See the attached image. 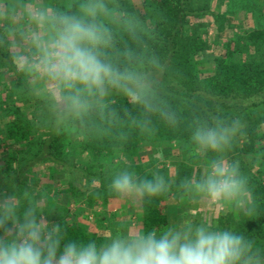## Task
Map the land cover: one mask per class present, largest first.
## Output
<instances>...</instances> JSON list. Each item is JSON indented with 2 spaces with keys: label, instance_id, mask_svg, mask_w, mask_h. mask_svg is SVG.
Returning <instances> with one entry per match:
<instances>
[{
  "label": "clouds",
  "instance_id": "obj_1",
  "mask_svg": "<svg viewBox=\"0 0 264 264\" xmlns=\"http://www.w3.org/2000/svg\"><path fill=\"white\" fill-rule=\"evenodd\" d=\"M113 27L133 39L147 32L119 0H76L74 10L45 0H0V50L9 51L14 67L46 101L58 128L103 111L112 91L143 109L144 128L153 115L177 126L175 112L155 102L156 87L148 72L109 58ZM140 63L158 72L166 67L155 55ZM243 135L240 117L213 114L192 122L188 142L206 164L204 171L175 185L182 198L221 212L228 209L237 219L258 215L249 177L238 160L228 157ZM9 187L0 189V264H264V244L233 228L192 218L160 231L117 229L103 242L70 240L61 224L47 221L46 212L55 209L46 191L14 183ZM108 187L118 199L143 200L170 193L174 182L159 170L141 176L123 167Z\"/></svg>",
  "mask_w": 264,
  "mask_h": 264
},
{
  "label": "trees",
  "instance_id": "obj_2",
  "mask_svg": "<svg viewBox=\"0 0 264 264\" xmlns=\"http://www.w3.org/2000/svg\"><path fill=\"white\" fill-rule=\"evenodd\" d=\"M231 13L238 7L251 3L254 11V0H226ZM210 4V0H209ZM208 0H150L141 8H130L147 29L141 39H133L120 28L113 27L114 45L108 50L109 58L121 65L136 66L149 73L156 87V103L166 110L174 111L178 124L168 126L158 116L151 117L148 128L142 126L146 114L143 109L129 101L122 93L112 91L110 97L105 98L106 108L103 111H93L83 122H74L64 129L58 128L45 100L37 97L31 90L29 81L21 78L14 67L11 71L20 78H15V85L23 88L26 96L9 90L0 92V189L11 190L9 185L14 183L19 188L42 185L48 196L55 193V183L50 180L41 182L34 176L35 167L44 171L46 166L53 169H78L84 174L95 178V185L88 191L79 190L74 184L68 185L62 193L68 194L69 201L76 205L85 201L87 207L107 206L114 199H118L109 190L111 177L123 167L134 170L138 175L150 174L140 158L141 145L178 144L188 142L189 129L196 118H207L213 114H220L228 118L240 117L244 124V135L239 137L229 159L238 160L241 170L249 177L252 194L259 205L255 218H230L221 212L219 223L213 226L233 228L247 237L264 244V62L258 57L253 60V54L240 47V41L245 46L262 47L264 44V20L253 16V26L240 28L244 35H234L233 41L224 47L225 55L213 56V71L204 76L199 72L198 64L208 58L206 50L210 49V39L207 37L209 23L198 34L186 32L184 29L187 19L194 15L204 16L210 5ZM76 0L64 10H74ZM227 11L218 12L217 20H225ZM230 12V11H229ZM211 16V13L209 14ZM256 21V22H255ZM148 33H151L149 36ZM213 45L216 43H212ZM204 52L206 55L197 58L196 54ZM159 56L166 65L163 72L150 70L140 61H146L152 56ZM252 55V56H251ZM132 61L129 64V61ZM20 95V96H18ZM30 112L35 106L41 111L37 114L41 120L47 122L42 132L36 150L30 147L36 129L29 117L15 101L19 99ZM222 109L223 111H219ZM73 128L79 135V153L86 154L98 162L100 158L118 156L115 168L104 177L91 174V167L77 166L67 158V133ZM182 154L179 172L175 176L173 190L177 197L180 193L175 185L184 177L193 176V165L189 163L193 156L190 145ZM259 153V158L251 154ZM245 157L250 158L245 160ZM42 184H39V183ZM170 193L148 199L138 200L140 210V229L160 231L170 223L167 212V200ZM83 200V201H82ZM135 207V205H134ZM50 213L46 212V216ZM95 221L103 225L107 217L95 213ZM54 224H61L70 240L103 242L105 236L90 230L84 222H80L67 215H60ZM106 225V224H105Z\"/></svg>",
  "mask_w": 264,
  "mask_h": 264
},
{
  "label": "rangeland",
  "instance_id": "obj_3",
  "mask_svg": "<svg viewBox=\"0 0 264 264\" xmlns=\"http://www.w3.org/2000/svg\"><path fill=\"white\" fill-rule=\"evenodd\" d=\"M74 0H45L55 7H68ZM150 0H119L120 4L129 11L130 8H141L144 5H147ZM254 4L258 11H254V7L251 3H248L244 6V9L238 10V7L231 13L232 10H229L228 3L226 0H208L210 8H208V13L204 16H199V14H194L190 16L184 26L186 32H193L198 34L203 31V28L209 23L207 37L210 39V49L205 52L208 55L209 59L203 60L198 64L199 72L206 76L213 71L214 62L212 60L213 56L225 55L227 51L224 47L228 42L233 41V36L241 35L244 33L241 30L242 26L244 28H249L253 26V19L251 16V11H254L253 16L255 18L261 19L260 23L264 20V0H254ZM227 11L225 13V20H217L218 12ZM230 11V12H229ZM211 13V16L209 15ZM256 22V21H255ZM241 28V29H240ZM216 43V44H212ZM241 49L249 51L253 54L252 59L258 60V57L261 61L264 62V44L261 48L258 46H253L252 44L245 46L243 41H240ZM206 55L204 52L200 54L197 53L196 57H202ZM2 68V67H0ZM11 74V73H10ZM6 70H0V92H5L6 90L15 91L16 94H22L26 96L23 88L15 85L16 79L13 78ZM21 74V73H19ZM149 74V73H148ZM15 76L16 73H14ZM12 77V78H10ZM18 78V77H17ZM29 83H31L29 81ZM112 93V92H111ZM37 97H40L39 93L35 92ZM20 96V95H18ZM108 95L107 97H110ZM106 97V98H107ZM22 98V97H21ZM22 103L19 99L15 102L21 105V108L25 114V117H29L32 123V126L36 129L35 135L31 140L30 147L32 150H36L37 144L41 138L42 132L46 129L47 122L41 120L37 115L41 110L39 106H35L33 112H30L28 107L25 106L24 99L22 98ZM70 130L68 131L66 139V151L67 158H69L74 165L82 167H91V174L95 176L104 177L115 168V165L118 163V156L113 158H100L101 166H98V162L93 161L91 157L86 154L79 153L78 142L79 135L75 133L73 128L69 126ZM264 124L262 125V128ZM264 142V141H263ZM187 145H190L189 142H181L178 144H160V145H141L140 148V158L143 164L150 171L159 170L167 177H170L172 181L175 180V176L179 172V165L181 162V157L184 149L188 148ZM196 156V154H193ZM251 157L259 158V153L251 154ZM251 161L250 158L245 157V160ZM189 163L193 165V176L205 170L206 160L204 157H190ZM0 165L1 161V152H0ZM114 167V168H113ZM39 166L34 168L33 173L39 181L45 182L47 180L55 183V193L49 195L50 206L55 210L52 211L49 215L46 216L49 224L54 225L56 219L60 215H67V217L74 218L80 222H84L90 230L97 231L100 234H103L105 237L113 234L117 229L125 230L129 227H135L140 229V210L137 208L138 200L131 199H114L107 206H96L93 208L87 207L85 201L80 202V205H76L68 200L70 197L66 193H62V189H66L68 185L74 184L79 188V190L88 191L95 185V178L90 177L89 174H84L81 170L78 169H53L51 165L46 166L44 171H41ZM95 179V180H94ZM39 184H42V183ZM37 189L41 190L42 185H34ZM170 197L167 200V212L170 215V223L175 224L178 221L184 218H192L196 222L204 220L210 224L219 223L221 210L220 209H209L205 206L204 202L199 204L194 201H188L185 198L177 197L174 191L170 192ZM135 205V207H134ZM215 212V215H213ZM223 214H227L231 220L236 217L228 209H224ZM95 213L104 215L107 217V220L104 221L103 225H98L95 221ZM106 224V225H105Z\"/></svg>",
  "mask_w": 264,
  "mask_h": 264
},
{
  "label": "crops",
  "instance_id": "obj_4",
  "mask_svg": "<svg viewBox=\"0 0 264 264\" xmlns=\"http://www.w3.org/2000/svg\"><path fill=\"white\" fill-rule=\"evenodd\" d=\"M9 66L14 67V65L10 59L9 51L0 50V67H2V68H0V70H6L9 74L11 73L10 76L13 75L12 76L13 78H17V77L20 78V76L14 75V72L11 71V67L9 68ZM14 69L16 70L15 67H14ZM20 75H21V78H25L22 74H20ZM12 77H10V78H12Z\"/></svg>",
  "mask_w": 264,
  "mask_h": 264
}]
</instances>
